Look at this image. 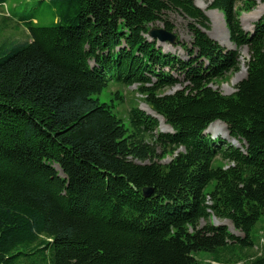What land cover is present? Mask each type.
I'll return each mask as SVG.
<instances>
[{
	"label": "trees",
	"instance_id": "1",
	"mask_svg": "<svg viewBox=\"0 0 264 264\" xmlns=\"http://www.w3.org/2000/svg\"><path fill=\"white\" fill-rule=\"evenodd\" d=\"M196 1L0 0V264H264V17L248 32L256 0H212L230 50ZM158 22L184 56L149 40ZM113 81L172 133L97 99ZM217 121L240 146L205 133Z\"/></svg>",
	"mask_w": 264,
	"mask_h": 264
},
{
	"label": "rangeland",
	"instance_id": "2",
	"mask_svg": "<svg viewBox=\"0 0 264 264\" xmlns=\"http://www.w3.org/2000/svg\"><path fill=\"white\" fill-rule=\"evenodd\" d=\"M211 1L212 0H197L196 1L197 2L196 4L200 5L199 8L202 9L210 19V30H208L207 33L213 39L218 41L225 48L235 50L236 47L230 40V33H229V30L226 26L224 18H223V21H224V25L226 27L227 33L229 35V39H227L226 33L223 30V27H222L223 23L222 22L218 21V24L221 26L220 29L222 28L221 29L222 33H217V31H216L215 25H216L217 19L215 18V16H213L211 14V11H213V10H209V8H208ZM242 6L244 7V5L241 4L240 7H242ZM215 11H217V10H215ZM263 16H264V0H256L255 8H253L249 12H246V11L242 12V14L240 16L241 24H242L243 28H245V29L247 28L246 30L252 31L254 28V24ZM176 20H177V27H178L176 29L177 35L180 37L181 40H183L185 42H191L192 41V35L188 31V29L185 27V24H182L183 21L180 18H176ZM151 27L163 28L164 25L161 22H158L157 24H152ZM18 36L20 38H26V34H25V32H23V30L19 33ZM158 44L163 48V50L165 52L177 51L179 55L184 56L183 52L181 50H179V48H177L178 50H176V49H174V47L172 45L162 44V43H158ZM249 58H250V55H249L248 49L246 47L242 48L240 51V61H241L240 71L235 73V74H232V75H227L226 78L224 80H222L218 85L214 86V88L219 89L225 95L233 94L236 91L237 84L241 80H243L246 76V72H247L246 63L249 60ZM243 65H245V68H246L245 72L242 71ZM181 88H182V86H178L172 90H169L167 93H169V94L174 93L175 91L180 90ZM136 89H137V86L128 87L126 85H123V84H120V83L113 81L109 84V86L107 88H105L103 90V92L101 94L96 95V98L99 99L101 102L108 103L110 105H114V110L117 113V115L121 119H123L126 124H128L129 123V111L132 108H135L137 106H142V108L144 109L145 107H147L146 104L141 101V98H139V95L137 94ZM162 130L167 131L170 129H162ZM205 133L208 134L209 136H211V138H213V139H220L223 141H227L228 143H230L232 145H235L234 140H231V138L229 137L228 130L223 123L212 124ZM236 146L238 147V145H236ZM165 161L167 162V161H169V159L167 158ZM214 165L215 166L221 165V161L216 160ZM217 220L221 224H226L229 227V229L235 235L242 236V233L235 230V228L233 227L231 222L225 221V220H220V219H217ZM202 225H205L204 221H202ZM261 234H262V239L260 241V246H258V247L264 248V240H263L264 239V231L261 232ZM239 255H242V254H240L238 252L237 256H235L234 259H237L239 257ZM209 259H210V257H207V254H203L200 257V260L203 261L204 264H209L210 263ZM242 263H243L242 261L239 262V264H242Z\"/></svg>",
	"mask_w": 264,
	"mask_h": 264
},
{
	"label": "water",
	"instance_id": "3",
	"mask_svg": "<svg viewBox=\"0 0 264 264\" xmlns=\"http://www.w3.org/2000/svg\"><path fill=\"white\" fill-rule=\"evenodd\" d=\"M149 40H156L158 43L173 45L176 42L177 36L173 32H169L164 28H152L148 33ZM152 191L144 190V195L149 197Z\"/></svg>",
	"mask_w": 264,
	"mask_h": 264
},
{
	"label": "bare ground",
	"instance_id": "4",
	"mask_svg": "<svg viewBox=\"0 0 264 264\" xmlns=\"http://www.w3.org/2000/svg\"><path fill=\"white\" fill-rule=\"evenodd\" d=\"M197 3V2H196ZM197 6H199L200 7V5L198 4ZM211 14L213 15V16H215V18L217 19V22H216V31H217V33H222V31H221V29H220V25L218 24V21L219 22H222L223 24H222V27H223V30H224V32L226 33V36H227V39H229V35H228V33H227V30H226V27H225V25H224V21H223V16H222V14L220 13V12H218V11H215V10H213V11H211ZM247 29V28H246ZM242 71L243 72H245L246 71V68H245V65H243V67H242ZM148 113H150V114H152V115H156L150 108H148V107H145L144 108ZM159 119H160V121H161V129H169V127L165 124V122H164V120H163V118L162 117H158ZM234 143H235V145H238V146H240V144L236 141V140H234Z\"/></svg>",
	"mask_w": 264,
	"mask_h": 264
}]
</instances>
